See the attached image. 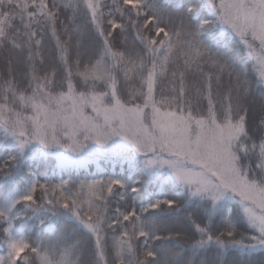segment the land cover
<instances>
[{"label": "snow or ice", "instance_id": "obj_1", "mask_svg": "<svg viewBox=\"0 0 264 264\" xmlns=\"http://www.w3.org/2000/svg\"><path fill=\"white\" fill-rule=\"evenodd\" d=\"M0 264H264V0H0Z\"/></svg>", "mask_w": 264, "mask_h": 264}]
</instances>
